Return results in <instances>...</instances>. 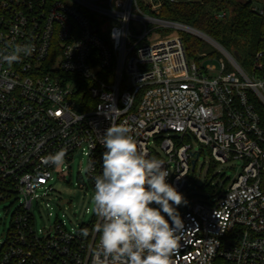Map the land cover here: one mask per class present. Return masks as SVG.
Here are the masks:
<instances>
[{"label": "built area", "instance_id": "1", "mask_svg": "<svg viewBox=\"0 0 264 264\" xmlns=\"http://www.w3.org/2000/svg\"><path fill=\"white\" fill-rule=\"evenodd\" d=\"M179 1L0 0V56L15 44L34 47L11 67L0 59V204L9 203L5 214L14 206L0 264H93L100 220L94 214L68 227L64 213L54 215V174L82 154V187L94 192L111 123L128 126L140 150L164 161L179 192L194 157L186 138L208 147L217 162L243 163L225 191L181 206L172 264H264V50L248 74L203 32L233 70L221 58L219 67L189 58L178 30L191 26L161 15L164 4ZM109 18L118 25L108 29ZM155 32L165 33L151 38ZM88 79L93 100L80 102V82ZM61 149L63 165L45 163ZM46 209L54 222L37 228V213Z\"/></svg>", "mask_w": 264, "mask_h": 264}, {"label": "clouds", "instance_id": "2", "mask_svg": "<svg viewBox=\"0 0 264 264\" xmlns=\"http://www.w3.org/2000/svg\"><path fill=\"white\" fill-rule=\"evenodd\" d=\"M33 51L31 44H15L0 59L11 67ZM130 132L125 124L111 123L103 135L102 171L94 176L92 197L100 220L93 264H172L183 228L177 207L187 201L167 182L170 173L164 161L140 150ZM65 157L61 149L45 163L58 168Z\"/></svg>", "mask_w": 264, "mask_h": 264}, {"label": "rangeland", "instance_id": "3", "mask_svg": "<svg viewBox=\"0 0 264 264\" xmlns=\"http://www.w3.org/2000/svg\"><path fill=\"white\" fill-rule=\"evenodd\" d=\"M253 6L256 8H261L264 5V0H250ZM118 25V22L109 18L106 22V27L110 29L112 26ZM132 28L134 27V21L131 22ZM165 32H155L151 35V38H159ZM175 33V32H174ZM192 33V32H190ZM194 34V33H192ZM198 36L197 34H194ZM200 37V36H198ZM203 39L202 37H200ZM148 40V38H146ZM206 52L214 53V60H208L207 64L220 66L218 59H223L226 64V71L233 70L229 59L225 54L212 42L206 41ZM249 47L247 45L239 48V53L237 57L236 51L231 49L230 52L233 53L242 66V68L248 73H251V63L249 62ZM218 70H213L211 74L217 75ZM193 145V150L200 152V156L193 165L191 163L190 172L188 174V190H182L181 193L184 195L187 203L190 201H197L200 195L204 197H211L212 191H205L204 187L208 185L212 189L216 188V193H221L222 185L224 180H228V186L231 182L237 179L238 175L242 171V161L241 160H230L226 163L216 162L211 153L210 149L201 143H199L194 138L190 139ZM87 158L82 154H76L72 163L70 164V169L64 173H55V187L57 189V199L54 201L53 213L58 214L60 218L61 215L65 214V221L68 227H77L82 222H88L94 216L92 197L94 192L92 190H85L83 184L87 183ZM171 184V181H167ZM186 203V204H187ZM182 204L180 206H185ZM9 203L2 202L0 204V244L5 239L6 232L10 225V215L14 209L11 206V210L5 214L4 206H8ZM155 206V205H154ZM60 207L61 209H59ZM86 208H88V213H86ZM55 217H48V210H42L41 217L37 213L36 227L48 229L54 222Z\"/></svg>", "mask_w": 264, "mask_h": 264}, {"label": "trees", "instance_id": "4", "mask_svg": "<svg viewBox=\"0 0 264 264\" xmlns=\"http://www.w3.org/2000/svg\"><path fill=\"white\" fill-rule=\"evenodd\" d=\"M222 10L228 12V16L224 19H217L215 13ZM161 15L166 19L181 22L204 32L229 52L234 49L237 54H240L239 48L247 45L251 68L255 64L256 52L264 50V5L263 13H259L254 10L250 0L169 2L162 7ZM178 33L183 39L189 58L202 62L214 57V53L206 52L207 42L204 39L188 31L178 30ZM91 84L89 79L88 81L81 80V87L76 95L78 101L88 99L89 103L93 100L89 93ZM185 141H190V139L186 138ZM227 187L228 180H224L221 192ZM204 188L205 191H212V194H219L216 193V188L212 189L209 185ZM184 189L188 190L187 186ZM202 198L204 195H200L199 200ZM177 211H181V206L177 207Z\"/></svg>", "mask_w": 264, "mask_h": 264}, {"label": "water", "instance_id": "5", "mask_svg": "<svg viewBox=\"0 0 264 264\" xmlns=\"http://www.w3.org/2000/svg\"><path fill=\"white\" fill-rule=\"evenodd\" d=\"M190 28H191L190 31L193 32L194 34H197L198 36H201V34H204L202 31H200V30H198V29H195V28H192V27H190ZM235 55H236L237 57H239L237 53H236ZM192 155H193L194 157H193L191 163L194 165L195 162L197 161L198 157L200 156V153L197 152V151H194V152H192Z\"/></svg>", "mask_w": 264, "mask_h": 264}]
</instances>
